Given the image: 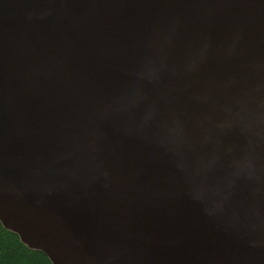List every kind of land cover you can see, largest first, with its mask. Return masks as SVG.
Returning a JSON list of instances; mask_svg holds the SVG:
<instances>
[{
    "label": "water",
    "instance_id": "obj_1",
    "mask_svg": "<svg viewBox=\"0 0 264 264\" xmlns=\"http://www.w3.org/2000/svg\"><path fill=\"white\" fill-rule=\"evenodd\" d=\"M0 224L50 264H264V0H0Z\"/></svg>",
    "mask_w": 264,
    "mask_h": 264
},
{
    "label": "trees",
    "instance_id": "obj_2",
    "mask_svg": "<svg viewBox=\"0 0 264 264\" xmlns=\"http://www.w3.org/2000/svg\"><path fill=\"white\" fill-rule=\"evenodd\" d=\"M0 264H50L40 252L28 249L0 224Z\"/></svg>",
    "mask_w": 264,
    "mask_h": 264
}]
</instances>
